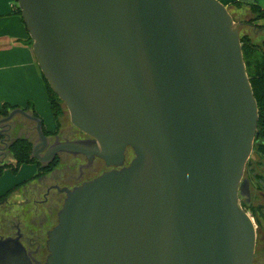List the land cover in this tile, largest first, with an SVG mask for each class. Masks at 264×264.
<instances>
[{
	"label": "water",
	"instance_id": "water-1",
	"mask_svg": "<svg viewBox=\"0 0 264 264\" xmlns=\"http://www.w3.org/2000/svg\"><path fill=\"white\" fill-rule=\"evenodd\" d=\"M18 5L43 76L88 138L51 143L21 107L0 118V135L17 115L32 122L31 157L43 167L62 153L115 167L134 154L62 189L45 264H254L256 225L240 191L260 113L244 23L220 0ZM0 264L33 262L19 238H0Z\"/></svg>",
	"mask_w": 264,
	"mask_h": 264
},
{
	"label": "flooded vegetation",
	"instance_id": "flooded-vegetation-1",
	"mask_svg": "<svg viewBox=\"0 0 264 264\" xmlns=\"http://www.w3.org/2000/svg\"><path fill=\"white\" fill-rule=\"evenodd\" d=\"M74 129L75 131L67 134H63L60 130L59 133L48 136L51 143L55 142L57 136L60 137V140L64 138L70 140L88 138L84 133ZM33 142H36V139ZM12 143L10 134L5 137L1 136L0 164L9 163L7 157ZM67 155V167L58 168L63 156L60 154L53 162L45 166L46 169H40L38 166L39 171L36 175L17 184L14 190L0 199V238H19L27 249L33 264L46 263L49 255L47 248L48 232L58 223V212L66 199V193L62 189H73L104 172L121 169L134 158L132 150L128 148L124 165L115 167L109 166L98 157L90 162L83 154ZM244 180L246 182L240 191L242 204L248 213L251 212L256 221L254 223L257 231V243L254 264H264V230L260 228L259 220L256 219L257 208L263 209L264 207L258 205L256 208V205L252 204L251 181L246 175H244ZM12 192H16L20 199L11 197ZM262 199L264 200V197Z\"/></svg>",
	"mask_w": 264,
	"mask_h": 264
},
{
	"label": "rangeland",
	"instance_id": "rangeland-1",
	"mask_svg": "<svg viewBox=\"0 0 264 264\" xmlns=\"http://www.w3.org/2000/svg\"><path fill=\"white\" fill-rule=\"evenodd\" d=\"M258 3L264 5V0H258ZM243 8L247 10L248 7L245 6ZM231 10V13H233L235 18L238 19V15L236 13L237 10ZM252 17H254V15L250 13L246 17H244V19L248 20ZM262 20L260 23H258V21H254L251 26L246 24L241 25V35H249L251 37L252 43L254 44L262 42V40H264V30L260 29L261 26H256L263 25L264 23L262 22ZM33 63L34 64L31 65L29 64L28 60L22 59L19 66L15 69L16 74L14 75L15 77L17 75L18 82H20L22 86L19 88L11 89L12 86L7 87L6 85L1 84L0 100H13V96L17 94L16 91L25 86L26 89H28L35 96L33 99V102L35 104V111L43 120L45 129L50 132H54L57 129V121L55 119L49 101L46 82L38 63L36 61H34ZM13 71L14 69L12 70V72ZM60 121L62 124L61 131L63 132V134L75 131V127L71 123L69 112L65 106L64 113L62 114ZM9 134L11 136L12 142L22 138L29 139L31 141L37 139V132L34 129V124L30 121H27L21 115H17L12 120V129L9 131ZM9 150L10 151H8L9 155L7 157V162L14 163L11 149ZM62 155V161L59 164L58 168L67 167L68 164L67 153H62ZM38 171L39 167L37 164H22L17 172L13 171V169L9 167L4 168L3 173L0 176V197L5 195L12 188L16 187L17 184L32 178L38 173ZM245 173V175L251 181L252 204H254V206L256 205V208L258 205H263L264 207V200L262 199L264 197V195H262V193H264V156L257 152L256 146L248 160ZM10 196H14V198L16 199L18 198L16 192H12ZM249 213L253 217L250 211ZM256 219L259 220L260 228L264 230V208H257Z\"/></svg>",
	"mask_w": 264,
	"mask_h": 264
},
{
	"label": "trees",
	"instance_id": "trees-1",
	"mask_svg": "<svg viewBox=\"0 0 264 264\" xmlns=\"http://www.w3.org/2000/svg\"><path fill=\"white\" fill-rule=\"evenodd\" d=\"M244 4H247V3L237 0V1H234L231 5H232V8L238 9V8H241ZM247 5H249L251 13L254 15V17L248 20L242 19L240 21L244 22V24L246 25H252L254 21H259V20L264 19V7H262L258 3V0L253 4H247ZM18 12L21 15L20 8ZM256 26H261L260 29L264 30V24L256 25ZM27 41L32 46L33 40L30 36L28 37ZM241 41L243 45V52H244L245 62L247 65V71H248L250 81L254 89L256 99L258 101L259 113H260L258 133L256 137V149L258 153L264 156V40H262V42L260 43L254 44L252 43L251 37L249 35H244V36L241 35ZM44 79L46 82L49 101L52 107V111L57 121L56 131L50 132L46 130L44 127V132L46 135H52V134L59 133L61 130L62 124H61L60 118L62 114L64 113L65 105L62 102V100L59 98V96L52 90L47 79L45 77ZM17 107L18 106L16 105L4 103L2 107L0 108V118L6 117L10 113L11 110ZM25 109L31 110V112H33L34 115L39 116L38 113L35 111L34 103L30 102ZM43 125H44V122H43ZM0 138H1V135H0ZM33 143H34L33 141L29 139H25V138L14 141L10 146L11 153L14 158V163L0 164V176L2 175L4 168L9 167V168H12L13 171L17 172L22 164H37L40 167V169H46V167H43L41 163H39L36 159L31 157ZM15 188L16 187L12 188L9 192L14 190ZM9 192L1 196L0 199L6 196Z\"/></svg>",
	"mask_w": 264,
	"mask_h": 264
},
{
	"label": "crops",
	"instance_id": "crops-1",
	"mask_svg": "<svg viewBox=\"0 0 264 264\" xmlns=\"http://www.w3.org/2000/svg\"><path fill=\"white\" fill-rule=\"evenodd\" d=\"M221 1L230 9H234L231 4L237 0ZM245 6L248 7L247 10L243 8ZM261 6L264 7V5ZM19 8L18 0H0V85L12 86L11 89L22 86L18 82L17 75L16 77L14 76L16 74L15 69L19 66L22 59L28 60L31 65L34 64V61L37 62L33 48L27 41L29 33L18 12ZM236 10L239 20L244 19L251 13L247 4ZM260 22L261 20L258 21V23ZM262 22L264 23V20ZM13 69L14 71L12 72ZM16 93L13 96V100H0V108L4 103H9L25 109L30 102L34 103V94L26 89L25 86L17 90Z\"/></svg>",
	"mask_w": 264,
	"mask_h": 264
}]
</instances>
